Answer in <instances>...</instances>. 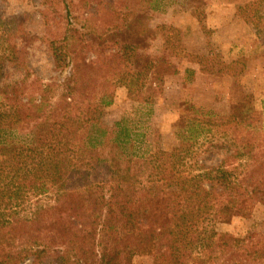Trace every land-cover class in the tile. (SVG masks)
<instances>
[{
  "label": "trees",
  "instance_id": "1",
  "mask_svg": "<svg viewBox=\"0 0 264 264\" xmlns=\"http://www.w3.org/2000/svg\"><path fill=\"white\" fill-rule=\"evenodd\" d=\"M81 1L88 14L102 3ZM21 23L0 16V264H131L141 255L153 264H264V230H221L224 210L264 209L257 114L192 119L177 147L129 157L126 121L109 130L100 120L118 88L147 101L142 80L152 64L135 68L138 44L105 43L66 25L48 47L56 70L68 74L42 83L12 42L23 35ZM8 64L19 78L4 84ZM215 144L226 146L221 160L201 165L198 157Z\"/></svg>",
  "mask_w": 264,
  "mask_h": 264
},
{
  "label": "rangeland",
  "instance_id": "2",
  "mask_svg": "<svg viewBox=\"0 0 264 264\" xmlns=\"http://www.w3.org/2000/svg\"><path fill=\"white\" fill-rule=\"evenodd\" d=\"M101 1L92 3L94 11L88 14L81 0H0L1 17L22 19L23 35L12 42L25 53L31 79L59 84L68 71L56 70L49 38L61 35L66 25L80 33L90 29L105 43L125 39L138 44L137 70L152 64L142 80L147 101L131 99L125 88H118L100 120L109 130L126 121L131 134V142L123 147L127 156L146 158L157 150L169 151L179 145L178 135L187 122L210 115L219 120L230 113L243 118L255 113V125L264 132V0L255 5V0ZM248 4L252 6L243 9ZM126 13L133 15L124 19ZM4 73V84L19 78L10 64ZM239 131L237 127L234 132ZM13 138L23 139V134ZM213 146L198 157L201 165L215 166L221 160L226 146ZM224 213L222 231L252 235L264 230L260 206L245 215ZM131 264L153 260L135 256Z\"/></svg>",
  "mask_w": 264,
  "mask_h": 264
}]
</instances>
